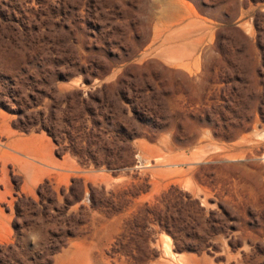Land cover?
<instances>
[{
    "label": "rangeland",
    "instance_id": "rangeland-1",
    "mask_svg": "<svg viewBox=\"0 0 264 264\" xmlns=\"http://www.w3.org/2000/svg\"><path fill=\"white\" fill-rule=\"evenodd\" d=\"M0 264H264V0H0Z\"/></svg>",
    "mask_w": 264,
    "mask_h": 264
}]
</instances>
